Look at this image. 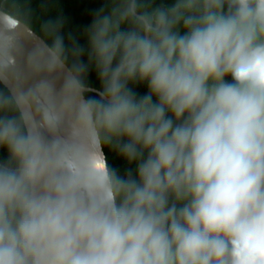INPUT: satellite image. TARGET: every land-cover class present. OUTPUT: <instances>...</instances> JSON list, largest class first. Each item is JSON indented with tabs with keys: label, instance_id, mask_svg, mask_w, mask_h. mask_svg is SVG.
I'll return each instance as SVG.
<instances>
[{
	"label": "clouds",
	"instance_id": "obj_1",
	"mask_svg": "<svg viewBox=\"0 0 264 264\" xmlns=\"http://www.w3.org/2000/svg\"><path fill=\"white\" fill-rule=\"evenodd\" d=\"M63 26L0 0V264H264V0Z\"/></svg>",
	"mask_w": 264,
	"mask_h": 264
},
{
	"label": "trees",
	"instance_id": "obj_2",
	"mask_svg": "<svg viewBox=\"0 0 264 264\" xmlns=\"http://www.w3.org/2000/svg\"><path fill=\"white\" fill-rule=\"evenodd\" d=\"M21 7L31 10L34 25L39 28V24L46 19H55L60 17L64 20L62 34L68 43V36H75L79 45L87 50L86 29L91 24L95 12L101 7H106V0H16ZM173 0H154L155 4H171ZM107 11V8H106ZM83 62L87 63V51L81 57ZM86 83L89 87L99 90L101 84L98 80L94 67H90ZM136 92L137 97H142L147 93L146 84L130 85ZM87 96H96V93H87ZM105 155L112 168L121 176L131 169L135 174V164L129 165L123 158L110 148H105ZM7 153L0 150V161L6 159Z\"/></svg>",
	"mask_w": 264,
	"mask_h": 264
},
{
	"label": "water",
	"instance_id": "obj_3",
	"mask_svg": "<svg viewBox=\"0 0 264 264\" xmlns=\"http://www.w3.org/2000/svg\"><path fill=\"white\" fill-rule=\"evenodd\" d=\"M93 93H95V92H93Z\"/></svg>",
	"mask_w": 264,
	"mask_h": 264
}]
</instances>
